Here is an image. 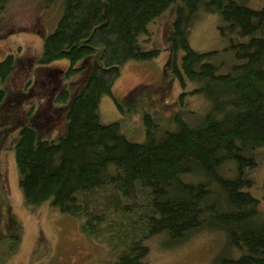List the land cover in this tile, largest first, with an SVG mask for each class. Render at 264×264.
Listing matches in <instances>:
<instances>
[{"label":"trees","instance_id":"trees-1","mask_svg":"<svg viewBox=\"0 0 264 264\" xmlns=\"http://www.w3.org/2000/svg\"><path fill=\"white\" fill-rule=\"evenodd\" d=\"M38 1L48 8L58 1L61 8L54 28L40 34L37 64L64 60L67 67L46 71L50 87L63 84L50 97L43 94L45 109L30 105L17 121L14 157L24 204L35 210L49 201L50 209L77 218L84 237L109 249V260L97 264H143L150 236L164 232L180 239L205 229L219 233L222 243L225 235L226 248L209 264H264L259 200L245 189L252 182L245 172L258 164L264 148V0L257 8L245 0ZM171 5L167 62L178 75L179 104L189 97L198 104L176 111L172 129H159L144 112V141H129L118 121H99L100 96L111 95L122 65L157 55V48H140V36ZM198 9L217 14V28L232 51L229 62L217 50L191 48L187 27ZM14 64L11 54L2 57L0 84ZM78 72L81 81L69 96L63 80ZM58 104L64 132L37 136V129L58 125ZM20 243L17 233L0 234V264Z\"/></svg>","mask_w":264,"mask_h":264},{"label":"rangeland","instance_id":"rangeland-1","mask_svg":"<svg viewBox=\"0 0 264 264\" xmlns=\"http://www.w3.org/2000/svg\"><path fill=\"white\" fill-rule=\"evenodd\" d=\"M5 2L6 6L5 3L0 6V60L6 54H11L15 64L12 74L0 84L4 92L0 100V234L9 236L17 233L21 243L4 264H97L98 259L109 260V249L79 232L77 218L60 213L55 208L50 209L49 201L41 203L35 210L24 204L14 157V143L20 125L17 121L30 105H37L41 109L47 107L48 99L43 97H50L52 91L56 92L57 84L63 82L50 87L45 73L48 69L66 68L67 61L59 60L40 66L36 60L42 51L44 35L40 34L54 28L61 8L58 1L50 4L49 8L42 6L38 0ZM262 3L263 0L244 1L245 5L253 8ZM168 8L164 11L171 12L167 11L152 21L145 34L140 36V48H157V55L150 60H131L122 65L121 74L111 87V95L100 96L97 107L99 121H118L119 131L129 141H144V112L155 118L159 129H172L171 116L176 111L182 114V110L195 108L198 104L195 97H189L182 105L178 101V75L173 70V64L168 63L174 18L173 5ZM192 18L187 27L191 48L200 52L217 50L218 58L225 57L226 62L232 60V51L226 49L228 40L221 36L217 28V14L198 9ZM177 53L179 61H175V64L180 67L182 53L180 50ZM80 74L78 72L75 77L63 80L69 84V96L78 87ZM58 107L62 109V105L58 104ZM61 109L60 114L53 112L56 115L54 122L57 121L58 125L47 131L46 128L37 129V136L57 138L59 132L65 130L67 122ZM53 113L49 114L54 117ZM28 117L26 114L24 119ZM49 122L44 120L46 126ZM258 157V164L245 172V176L252 181L245 189L259 200L258 220L264 221V148L260 149ZM214 231L205 229L192 232L180 239L171 238L164 232L152 235L144 241L149 252L143 264H209L222 248H226L225 235L222 243V237Z\"/></svg>","mask_w":264,"mask_h":264},{"label":"bare ground","instance_id":"bare-ground-1","mask_svg":"<svg viewBox=\"0 0 264 264\" xmlns=\"http://www.w3.org/2000/svg\"><path fill=\"white\" fill-rule=\"evenodd\" d=\"M5 259V258H4Z\"/></svg>","mask_w":264,"mask_h":264}]
</instances>
